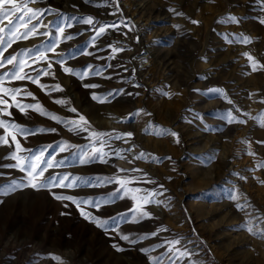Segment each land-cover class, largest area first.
I'll return each mask as SVG.
<instances>
[{"label":"rangeland","instance_id":"rangeland-1","mask_svg":"<svg viewBox=\"0 0 264 264\" xmlns=\"http://www.w3.org/2000/svg\"><path fill=\"white\" fill-rule=\"evenodd\" d=\"M0 264H264V0H0Z\"/></svg>","mask_w":264,"mask_h":264},{"label":"bare ground","instance_id":"bare-ground-1","mask_svg":"<svg viewBox=\"0 0 264 264\" xmlns=\"http://www.w3.org/2000/svg\"><path fill=\"white\" fill-rule=\"evenodd\" d=\"M46 100H47V99H46ZM48 100H49V99H48ZM118 116H119V115L114 114L111 118H109V120H108V125H109V126H111V125H113V126L116 125V126H118L119 128L122 127V126H124L126 122H122V121L118 120V119H117ZM128 153H129V152H128ZM129 155L131 156V153H130Z\"/></svg>","mask_w":264,"mask_h":264}]
</instances>
